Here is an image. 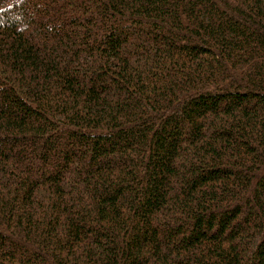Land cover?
I'll list each match as a JSON object with an SVG mask.
<instances>
[{
	"label": "trees",
	"instance_id": "16d2710c",
	"mask_svg": "<svg viewBox=\"0 0 264 264\" xmlns=\"http://www.w3.org/2000/svg\"><path fill=\"white\" fill-rule=\"evenodd\" d=\"M0 264H264V0H0Z\"/></svg>",
	"mask_w": 264,
	"mask_h": 264
}]
</instances>
